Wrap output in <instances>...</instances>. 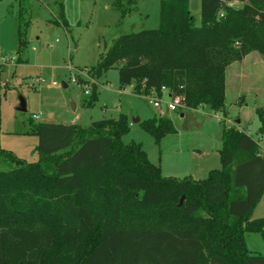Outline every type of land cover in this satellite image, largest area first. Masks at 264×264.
<instances>
[{
  "label": "trees",
  "instance_id": "1",
  "mask_svg": "<svg viewBox=\"0 0 264 264\" xmlns=\"http://www.w3.org/2000/svg\"><path fill=\"white\" fill-rule=\"evenodd\" d=\"M28 1L16 0L18 53ZM124 1L112 2L122 17L137 0ZM199 10L197 27L189 0H159L158 28L120 35L88 73L116 68L120 88L157 97L165 87L180 109L222 111L226 68L251 52L264 61V0H200ZM58 17L65 27L61 7ZM95 101L93 87L88 106ZM255 115L263 131L264 111ZM29 125L38 162L0 149V163L11 164L0 170V264H264L245 240L264 234V218L250 219L264 157L244 131L223 126L220 169L194 181L162 178L139 144H123V115L88 128ZM141 127L157 144L175 133L168 118Z\"/></svg>",
  "mask_w": 264,
  "mask_h": 264
},
{
  "label": "rangeland",
  "instance_id": "2",
  "mask_svg": "<svg viewBox=\"0 0 264 264\" xmlns=\"http://www.w3.org/2000/svg\"><path fill=\"white\" fill-rule=\"evenodd\" d=\"M112 2L29 0L25 45L18 53V4L16 0H0V59L10 60L8 66L0 67V149L26 163H36L40 155L36 151L37 138L29 131L30 121L88 128L92 122L123 115L129 125L121 142L139 144L149 162L159 167L162 178L201 181L210 171L219 170L223 126L244 131L264 156V130H258L255 115L257 108L264 111V79L257 84L256 91L240 93L235 98L231 69L222 111L203 106L164 112L162 118L171 120L175 133L162 138L159 144L142 129V122L159 118L151 104L156 96L135 94L131 86L120 88L116 68L98 78L88 71L120 35L157 29L159 0H137L123 17L113 9ZM199 2L189 0V11L197 27ZM122 4L125 6L124 0ZM60 7L65 27L60 25ZM71 77L77 84L71 82ZM93 87L96 101L88 106ZM85 90H89L88 95ZM21 100L25 106L23 113L16 111ZM10 168L11 164L0 163V170ZM258 218H264V192L250 215V219ZM245 240L249 252L264 256V234L247 233Z\"/></svg>",
  "mask_w": 264,
  "mask_h": 264
},
{
  "label": "crops",
  "instance_id": "3",
  "mask_svg": "<svg viewBox=\"0 0 264 264\" xmlns=\"http://www.w3.org/2000/svg\"><path fill=\"white\" fill-rule=\"evenodd\" d=\"M229 69L232 72L230 83L232 84V92L235 94V98L239 97L240 93L256 91L257 84L264 79V62L254 52L248 53L240 61L230 64L225 70V103L229 85ZM48 117H51V114H48ZM225 121L228 122V120ZM235 124H239V120H235Z\"/></svg>",
  "mask_w": 264,
  "mask_h": 264
},
{
  "label": "built area",
  "instance_id": "4",
  "mask_svg": "<svg viewBox=\"0 0 264 264\" xmlns=\"http://www.w3.org/2000/svg\"><path fill=\"white\" fill-rule=\"evenodd\" d=\"M226 4L230 7L238 5L235 1L226 2ZM219 16L221 17L222 14L220 13ZM9 63L10 60L8 59L5 58L0 59V67L8 66ZM70 80L73 84H77L76 80L73 77H71ZM84 94L88 95L89 90H85ZM159 96L160 97H153L151 100L152 107L155 109L159 117H162L164 115V112H174L176 111V109L181 108L182 98L178 95L171 94L167 88L161 87L159 91ZM163 98L164 100H162ZM33 118H36V116H33Z\"/></svg>",
  "mask_w": 264,
  "mask_h": 264
},
{
  "label": "water",
  "instance_id": "5",
  "mask_svg": "<svg viewBox=\"0 0 264 264\" xmlns=\"http://www.w3.org/2000/svg\"><path fill=\"white\" fill-rule=\"evenodd\" d=\"M71 108L74 109V105L73 104H71ZM16 111L20 112V113L25 112V106H24V103H23L22 100L20 101L19 105L16 107ZM133 122L135 123V122H137V120H133ZM182 199H183V196L180 199L179 205L181 204Z\"/></svg>",
  "mask_w": 264,
  "mask_h": 264
}]
</instances>
